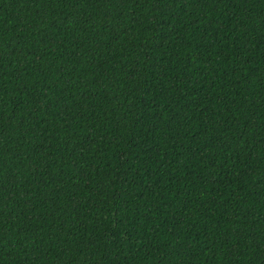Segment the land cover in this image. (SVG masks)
I'll return each mask as SVG.
<instances>
[{
  "label": "trees",
  "instance_id": "obj_1",
  "mask_svg": "<svg viewBox=\"0 0 264 264\" xmlns=\"http://www.w3.org/2000/svg\"><path fill=\"white\" fill-rule=\"evenodd\" d=\"M0 264H264V0H0Z\"/></svg>",
  "mask_w": 264,
  "mask_h": 264
}]
</instances>
